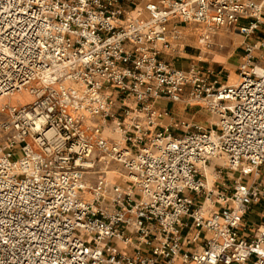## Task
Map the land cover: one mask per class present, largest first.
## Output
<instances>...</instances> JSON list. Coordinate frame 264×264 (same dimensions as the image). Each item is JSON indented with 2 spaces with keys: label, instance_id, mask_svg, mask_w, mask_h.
Segmentation results:
<instances>
[{
  "label": "built area",
  "instance_id": "1",
  "mask_svg": "<svg viewBox=\"0 0 264 264\" xmlns=\"http://www.w3.org/2000/svg\"><path fill=\"white\" fill-rule=\"evenodd\" d=\"M126 6L0 0V98L33 97L0 107V264H264V224L244 223L264 204V41L232 84L162 57L170 19L223 49L218 32L259 30L264 0ZM161 100L218 121L174 120Z\"/></svg>",
  "mask_w": 264,
  "mask_h": 264
},
{
  "label": "crops",
  "instance_id": "2",
  "mask_svg": "<svg viewBox=\"0 0 264 264\" xmlns=\"http://www.w3.org/2000/svg\"><path fill=\"white\" fill-rule=\"evenodd\" d=\"M126 7L136 12L143 6L153 0H123ZM263 23L259 30L250 37H246L237 31H220L215 35L216 43H222L223 49L215 47L212 51H206L199 44V36L203 30V25L194 22H184L181 18H172L168 22V38L171 47L162 53L163 59L177 69L188 70L193 64L200 66L205 72L211 73L223 84H232L231 70H238V66L242 61L244 45L247 42L264 41V16ZM179 30L180 39L173 38V32ZM231 40V41H230ZM231 48L228 54L224 50ZM224 78V79H223ZM160 108H167L171 111L174 120H187L192 123L200 124L204 127L208 112L205 108L198 105H189L186 102H170L167 100L159 101ZM169 118H165L164 123L169 122ZM110 179H116L112 173L109 174ZM259 207V219H256L251 226L248 227L247 216L245 214L244 223L249 230L255 231L264 224V204L253 206ZM251 209H254V208ZM254 226H256L254 228ZM251 232V231H249Z\"/></svg>",
  "mask_w": 264,
  "mask_h": 264
},
{
  "label": "rangeland",
  "instance_id": "3",
  "mask_svg": "<svg viewBox=\"0 0 264 264\" xmlns=\"http://www.w3.org/2000/svg\"><path fill=\"white\" fill-rule=\"evenodd\" d=\"M231 51H232L231 48H227V49L224 50V52L228 53V54ZM231 73L232 74H231L230 83H235V81H237V79H238V70H231ZM32 99H33V97L31 96V94L28 91H23V92H20V93H16V95L12 96V97H2V98H0V107L3 104H8V103H12V104H27ZM6 117L7 116L5 114H2L0 112V121L5 120ZM217 121H218L217 117H212L211 115L208 114L207 119L205 121V125L209 126L211 124H215ZM9 135H11V134H5L4 132H0V142H4ZM221 164H222L221 161H218L216 159L213 160V164L209 168L210 171L212 172L216 166H219ZM262 173L264 174V168H262ZM92 177H94V176H92ZM259 212H260L259 207H255L254 209H251L249 211V214L247 216L248 227L251 226V224H253L254 221H256V219H259V218H257V217H259ZM255 227L256 226H254V228ZM247 233H248V230L245 231V234H247Z\"/></svg>",
  "mask_w": 264,
  "mask_h": 264
},
{
  "label": "bare ground",
  "instance_id": "4",
  "mask_svg": "<svg viewBox=\"0 0 264 264\" xmlns=\"http://www.w3.org/2000/svg\"><path fill=\"white\" fill-rule=\"evenodd\" d=\"M15 95H16V93H15V94H13V96H15ZM208 178H209V182H211V180H212V179H211V178H212V176H211V174H209V173H208Z\"/></svg>",
  "mask_w": 264,
  "mask_h": 264
}]
</instances>
